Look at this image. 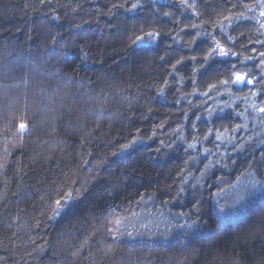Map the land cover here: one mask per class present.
Listing matches in <instances>:
<instances>
[{"label": "trees", "instance_id": "trees-1", "mask_svg": "<svg viewBox=\"0 0 264 264\" xmlns=\"http://www.w3.org/2000/svg\"><path fill=\"white\" fill-rule=\"evenodd\" d=\"M261 10L0 0V264H264Z\"/></svg>", "mask_w": 264, "mask_h": 264}, {"label": "snow or ice", "instance_id": "snow-or-ice-1", "mask_svg": "<svg viewBox=\"0 0 264 264\" xmlns=\"http://www.w3.org/2000/svg\"><path fill=\"white\" fill-rule=\"evenodd\" d=\"M186 2V0H185ZM259 3L261 5V12H260V16L264 17V0H259ZM191 6V5H190ZM243 7L248 8L249 11H251V6L249 5H242ZM133 7H136V5H133ZM243 19H250V17L248 16H244L243 14H241ZM261 27H264V24L261 25ZM158 35V33H148L149 37H154ZM143 37H137L136 41L139 42H143ZM229 40L232 39V37H228ZM219 56V57H224V58H228L230 55H236V53H232L229 50H226L223 46L220 45L219 42H216V47L212 48L211 51L208 53V56ZM262 56H264V53H261ZM208 57H205V60H207ZM246 59H251V57H247ZM175 68V66H173ZM233 68H235V65L232 66ZM231 83L234 85H241V86H248V85H253L254 84V80L251 78H248V73L247 72H240V71H232L231 72ZM220 83L222 85H227L229 83V80H222L220 81ZM212 88H215L216 85H211ZM204 95H207V93H204ZM253 109H256V105L253 104L252 105ZM259 112L264 113V107H261L259 109H256ZM240 115H243L242 113ZM239 127V126H238ZM26 129V125L24 123H20L19 124V130L21 132H23ZM195 145H189V147H194ZM205 151H207V149H205ZM71 193H68L66 196L63 197V200L65 202H67L68 199L71 198ZM55 206H56V214H59V210H61L64 207V204L61 202V200H56L55 201Z\"/></svg>", "mask_w": 264, "mask_h": 264}]
</instances>
